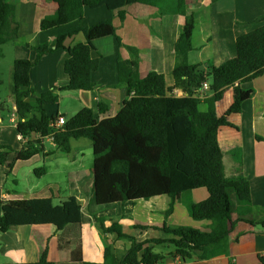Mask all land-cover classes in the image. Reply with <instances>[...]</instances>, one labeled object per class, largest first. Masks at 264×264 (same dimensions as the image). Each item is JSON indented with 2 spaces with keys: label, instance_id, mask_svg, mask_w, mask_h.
Returning a JSON list of instances; mask_svg holds the SVG:
<instances>
[{
  "label": "crops",
  "instance_id": "obj_1",
  "mask_svg": "<svg viewBox=\"0 0 264 264\" xmlns=\"http://www.w3.org/2000/svg\"><path fill=\"white\" fill-rule=\"evenodd\" d=\"M189 5V12L195 15L193 49L189 52V61L191 64L202 63L205 69L235 57L238 37L264 25V20L254 23L264 16V0H189ZM7 6L9 17L19 22L20 29L18 39L2 45L0 53V58L7 61L5 73L4 67L0 66V145L11 150L8 162L0 165V200L54 197L58 204L69 196H76L82 205L83 219L80 226H68L64 230H59L53 223H45L15 225L0 232V264L36 262L46 249L49 259L56 264H116L113 261L106 263V247L110 246L113 254L122 257L131 248L132 241L108 231L114 222L123 227L124 233L136 237L138 241L166 238L161 229L165 224L187 225L210 231L212 220L198 221L191 214L192 204L209 197L207 188L183 193L168 216L172 202L168 195L135 203L98 205L92 166L90 171L84 164L88 157L85 150L91 148L93 153L89 139H73L72 150L66 153L58 148L50 136L33 134L29 138L23 137L18 130L20 116L14 94V62L17 59L35 60L37 52L34 46L44 42L55 46L57 34L78 22L43 30V19L58 9L55 0H7ZM123 10L126 12L124 20L119 10L106 6L85 9V25L112 18L124 43L119 48L115 36L95 41L92 56H102V61L93 74L96 83L93 89H62L70 82L64 68L69 54L64 49L45 54L32 67L30 79L33 97L51 89L59 94L58 102L46 107L49 115H64L68 120L86 107L92 108L101 119L117 115L128 98L127 87L118 83V56L123 60L131 58L127 46L140 50V72L143 76L157 71L165 75L168 86L175 85L176 43L185 24L184 17L161 14L157 7L143 3L126 5ZM85 41V35L79 33L69 38L67 44ZM241 86L254 92L243 103L240 112L228 116L230 124L219 128L218 139L226 176L244 177L251 186V201L240 200L236 193L232 195L234 208L253 211L246 215L247 218L259 221L264 219V72ZM234 90V87L226 89L217 102L219 116H223L234 103ZM174 94L183 96L184 92L175 88ZM204 94L201 111L208 110L205 96L212 95L213 91L209 89ZM101 102L105 105V113L99 112ZM28 140H39L41 151L30 160L21 161L17 156ZM40 167H45L46 171L38 175L36 169ZM22 179L26 182H21ZM148 246L165 256L158 264H264V227L249 222L237 223L230 235L228 252L210 259L183 260L169 243L145 245Z\"/></svg>",
  "mask_w": 264,
  "mask_h": 264
},
{
  "label": "trees",
  "instance_id": "obj_2",
  "mask_svg": "<svg viewBox=\"0 0 264 264\" xmlns=\"http://www.w3.org/2000/svg\"><path fill=\"white\" fill-rule=\"evenodd\" d=\"M58 9L47 15L41 28L71 25L56 36L55 46L44 42L34 46L35 60L17 59L15 66V91L17 110L20 116L18 130L25 138L33 134L42 137L53 135L54 142L62 152H71L72 140L87 138L93 146V188L98 205L137 202L159 195L172 198L167 216L176 200L185 192L205 187L209 197L192 204L191 214L195 220H212L213 227L204 231L193 226H171L161 229L166 238H151L138 241L123 232V227L114 222L108 231L132 241L131 248L122 256L113 254L106 247V263L158 264L165 256L153 251L148 243H169L176 248V255L183 260L210 259L228 252L230 235L239 222L260 224L247 218L253 213L235 209L232 195L242 201H251L249 181L244 177L228 178L225 174L223 151L218 139L219 128L230 124L228 116L240 112L243 103L253 94L242 83L253 80L264 72V25L241 34L236 43L235 57L221 65L203 68V64H191L189 52L193 49L195 15L189 12V0H55ZM143 3L157 7L161 14H178L185 24L176 43V62L173 70L175 85H167L163 73L152 71L146 76L140 72V50L127 46L131 58L120 62L119 85L127 87V100L115 116L101 119L92 108H83L71 116L63 127L53 126L59 115H49L48 105L56 104L59 94L51 89L33 97L30 72L45 54L64 49L69 54L65 71L70 77L63 90H91L96 83L93 74L100 68L102 56L93 57L95 41L115 36L119 48L124 45L112 18L93 25H85V9L106 6L119 10L124 20L123 7ZM7 0H0V53L2 45L14 42L19 37L20 24L11 19ZM264 20V16L254 23ZM83 33L86 41L68 45L67 40ZM204 82L210 83L212 95L205 96L207 111H201L200 90ZM235 88V101L223 115L217 112V102L224 91ZM183 90V96L174 94V89ZM104 103L99 112L105 113ZM64 116V115H62ZM65 117V116H64ZM66 118V117H65ZM57 130V131H56ZM54 133V134H53ZM39 140H28L17 158L28 161L40 153ZM10 148L0 145V165L9 160ZM45 167L36 169L41 175ZM264 213V212H263ZM238 215V217H236ZM83 219L82 205L76 196H69L60 203L54 197L19 200H0V232L15 225L53 223L59 230L68 226H80ZM145 228L146 226H140ZM142 253V254H141ZM9 264H56L51 261L46 249L36 262Z\"/></svg>",
  "mask_w": 264,
  "mask_h": 264
},
{
  "label": "built area",
  "instance_id": "obj_3",
  "mask_svg": "<svg viewBox=\"0 0 264 264\" xmlns=\"http://www.w3.org/2000/svg\"><path fill=\"white\" fill-rule=\"evenodd\" d=\"M209 89H210V83L209 82H204L203 87L200 90L201 97H203L205 95L204 92L209 90ZM66 122H67V119L64 116L59 115L58 120L56 121L55 124H53V126L63 127L66 124ZM50 137L54 139L53 135H50Z\"/></svg>",
  "mask_w": 264,
  "mask_h": 264
},
{
  "label": "rangeland",
  "instance_id": "obj_4",
  "mask_svg": "<svg viewBox=\"0 0 264 264\" xmlns=\"http://www.w3.org/2000/svg\"><path fill=\"white\" fill-rule=\"evenodd\" d=\"M0 62H1V65L0 66H3L4 67V69H3V71H4V73H5V71H6V69H7V67L5 68V66H6V62L7 61H5L4 59L2 60L1 58H0ZM86 153H87V159L86 160H84V164L86 165V167L91 171V166H92V161H93V159H92V156H93V153H92V150H91V148H87L86 150ZM28 166V165H27ZM34 176H35V178H37L36 177V175L34 174ZM21 182H26V181H24L23 179L21 180Z\"/></svg>",
  "mask_w": 264,
  "mask_h": 264
}]
</instances>
